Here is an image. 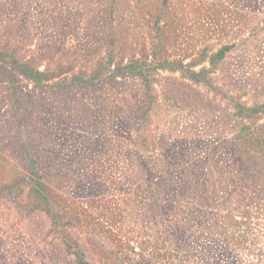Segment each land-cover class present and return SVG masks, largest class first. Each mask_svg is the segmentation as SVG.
Listing matches in <instances>:
<instances>
[{
  "label": "rangeland",
  "instance_id": "rangeland-1",
  "mask_svg": "<svg viewBox=\"0 0 264 264\" xmlns=\"http://www.w3.org/2000/svg\"><path fill=\"white\" fill-rule=\"evenodd\" d=\"M0 264H264V0H0Z\"/></svg>",
  "mask_w": 264,
  "mask_h": 264
}]
</instances>
